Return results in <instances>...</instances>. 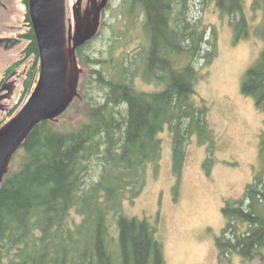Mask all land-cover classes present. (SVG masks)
I'll list each match as a JSON object with an SVG mask.
<instances>
[{"label": "trees", "instance_id": "obj_1", "mask_svg": "<svg viewBox=\"0 0 264 264\" xmlns=\"http://www.w3.org/2000/svg\"><path fill=\"white\" fill-rule=\"evenodd\" d=\"M129 1L145 16L143 78L160 88L138 91L128 68L113 77L91 70L97 92L106 96L104 103L87 104V121L71 130L48 121L32 132L0 188V264H166L157 227L146 218L127 217L123 204L129 191L131 199L138 196L146 168L161 158L158 135L166 128L173 138L177 174L193 137L214 148L208 109L193 100L199 79L196 62L203 59L210 64L216 32L190 18L192 0ZM214 2L231 19L236 41L246 38L249 24L243 0ZM23 3L27 5L28 0ZM253 6L264 10V0H255ZM25 22L28 30L21 37L28 45L24 53L34 64L11 117L30 97L39 72L28 9ZM262 32L264 39V24ZM207 46L212 50L207 51ZM86 47L78 51L83 63ZM181 58L187 61L183 66L176 62ZM242 93L264 112V51L246 72ZM122 105L124 113L118 109ZM260 155L261 172L241 198L226 201L222 208L225 226L216 239L219 258L234 253L247 261H264V131ZM73 211L81 222L72 219Z\"/></svg>", "mask_w": 264, "mask_h": 264}, {"label": "rangeland", "instance_id": "obj_2", "mask_svg": "<svg viewBox=\"0 0 264 264\" xmlns=\"http://www.w3.org/2000/svg\"><path fill=\"white\" fill-rule=\"evenodd\" d=\"M67 1L68 27H71L72 34L75 20L76 24L93 20L95 6L102 2ZM254 2L243 0L248 35L236 41L231 19L219 12L214 0H192L190 18L200 22L201 27L216 32L212 61L208 65L203 59L196 62L199 79L193 100L197 106L208 109L207 120L214 136V148L200 144L199 138L193 137L187 146L182 170L177 174L173 138L166 128L158 135L162 141L161 158L146 168L145 184L138 196L131 199L129 191L124 201L127 217L146 218L157 227V238L164 246L166 264H264L260 258L247 261L234 253L219 258L216 247V239L225 226L224 203L241 198L262 170L260 143L264 112L259 110L253 98L242 93L246 72L264 51V10L255 9ZM108 4L101 12L98 35L83 46L88 45L83 50L85 63L78 58V51L83 47L77 50L81 68L80 96L53 122L57 128L71 130L80 127L88 118L87 104L104 103L106 94L97 92L94 69L113 77L128 68L132 84L138 91L150 93L160 88L158 84H149L142 74L147 44L143 10L129 0H108ZM26 13L23 0H0V38L20 40L12 49H0V129L12 118V109L19 106L24 79L34 64L33 58L23 55L28 45L21 41V36L28 30ZM208 39H212L210 35ZM210 47L207 46L206 50L211 51ZM185 59L176 62L183 66L187 62ZM18 60L22 65L2 83L4 74ZM94 60L103 62L92 64ZM37 78L38 75L36 82ZM118 109L124 113L126 107L122 105ZM72 219L78 223L82 220L75 211ZM112 233L115 235L114 228Z\"/></svg>", "mask_w": 264, "mask_h": 264}, {"label": "water", "instance_id": "obj_3", "mask_svg": "<svg viewBox=\"0 0 264 264\" xmlns=\"http://www.w3.org/2000/svg\"><path fill=\"white\" fill-rule=\"evenodd\" d=\"M107 4L108 0H102L96 5L93 20L78 22L72 34L67 26V0H28L40 72L26 104L0 129V188L32 132L61 117L80 96L77 50L98 35L101 12Z\"/></svg>", "mask_w": 264, "mask_h": 264}, {"label": "flooded vegetation", "instance_id": "obj_4", "mask_svg": "<svg viewBox=\"0 0 264 264\" xmlns=\"http://www.w3.org/2000/svg\"><path fill=\"white\" fill-rule=\"evenodd\" d=\"M67 4H68V1H67ZM28 5V4H27ZM27 5H25L26 6V8L28 9V7H27ZM109 5V4H108ZM83 6V3L81 4V7ZM68 8H69V6H67ZM68 10V9H67ZM101 16H102V14H101ZM75 19V18H74ZM28 25V24H27ZM67 26H68V20H67ZM77 26V24H76V20H75V27ZM74 31H75V28H74ZM25 34V33H24ZM23 34V35H24ZM22 35V36H23ZM18 41H20L19 39H17V38H11V37H5V38H0V49H2V47H4V49H12V48H14V47H16L17 45H19L17 42ZM21 41H25L26 43H27V41H26V39H24V38H22L21 39ZM11 45H14L13 47L11 46ZM10 46V47H9ZM27 48V47H26ZM25 51V50H24ZM24 51H23V55L25 56V58H30V57H27L26 55H25V53H24ZM22 61H17L16 63H14L11 67H10V69H8V71L4 74V76H3V80H2V83L4 82L5 83V81H7L9 78H10V75H12V73L13 72H15L17 69H18V67H20L21 65H22V63H21ZM39 72H40V63H39ZM39 72H38V74H39ZM15 75H13L12 77H14ZM27 77V76H26ZM26 77H25V79H26ZM25 79H24V81H25ZM24 83V82H23ZM35 84V82L33 83V85Z\"/></svg>", "mask_w": 264, "mask_h": 264}, {"label": "bare ground", "instance_id": "obj_5", "mask_svg": "<svg viewBox=\"0 0 264 264\" xmlns=\"http://www.w3.org/2000/svg\"><path fill=\"white\" fill-rule=\"evenodd\" d=\"M21 150V149H20ZM16 156V155H15ZM14 160V159H13ZM12 163V162H11Z\"/></svg>", "mask_w": 264, "mask_h": 264}]
</instances>
